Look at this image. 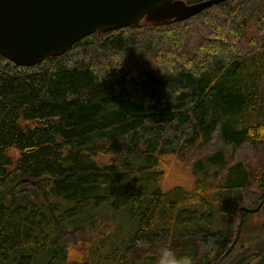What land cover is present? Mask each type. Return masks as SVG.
<instances>
[{
	"label": "trees",
	"instance_id": "trees-1",
	"mask_svg": "<svg viewBox=\"0 0 264 264\" xmlns=\"http://www.w3.org/2000/svg\"><path fill=\"white\" fill-rule=\"evenodd\" d=\"M170 159L191 191H161ZM257 233L264 0L96 32L30 67L0 56V264H157L161 247L264 264Z\"/></svg>",
	"mask_w": 264,
	"mask_h": 264
},
{
	"label": "water",
	"instance_id": "water-1",
	"mask_svg": "<svg viewBox=\"0 0 264 264\" xmlns=\"http://www.w3.org/2000/svg\"><path fill=\"white\" fill-rule=\"evenodd\" d=\"M226 0H0V56L30 67L96 32L187 20Z\"/></svg>",
	"mask_w": 264,
	"mask_h": 264
},
{
	"label": "rangeland",
	"instance_id": "rangeland-1",
	"mask_svg": "<svg viewBox=\"0 0 264 264\" xmlns=\"http://www.w3.org/2000/svg\"><path fill=\"white\" fill-rule=\"evenodd\" d=\"M192 3L193 2H199L201 0H190ZM167 171L166 174L162 180L161 183V191L162 192H167L173 188H181L182 190L185 191H191L193 189V183H194V179L195 177L192 176L191 174V170L188 166H182L180 164H178L177 162H175V160L170 159L169 161H167ZM21 181H26L28 180V177H26L25 175H21L20 177ZM250 243L255 241L256 237L258 238H263L264 237V233H257L256 234H251L250 235ZM246 247L249 246V244L245 243ZM86 247H88L86 244H82L79 246H76L75 248H71L69 251V255L68 258L70 259H80L83 258L84 254H86ZM239 249H237V251H239ZM220 264H229L228 260H225L224 262H221Z\"/></svg>",
	"mask_w": 264,
	"mask_h": 264
},
{
	"label": "clouds",
	"instance_id": "clouds-1",
	"mask_svg": "<svg viewBox=\"0 0 264 264\" xmlns=\"http://www.w3.org/2000/svg\"><path fill=\"white\" fill-rule=\"evenodd\" d=\"M157 264H192V259L190 256H177L171 248L161 247Z\"/></svg>",
	"mask_w": 264,
	"mask_h": 264
}]
</instances>
